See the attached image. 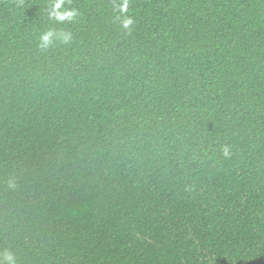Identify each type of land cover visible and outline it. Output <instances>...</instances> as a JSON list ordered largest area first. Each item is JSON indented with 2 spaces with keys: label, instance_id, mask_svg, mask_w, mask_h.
Here are the masks:
<instances>
[{
  "label": "trees",
  "instance_id": "obj_1",
  "mask_svg": "<svg viewBox=\"0 0 264 264\" xmlns=\"http://www.w3.org/2000/svg\"><path fill=\"white\" fill-rule=\"evenodd\" d=\"M55 2L0 0V260L264 264V0Z\"/></svg>",
  "mask_w": 264,
  "mask_h": 264
},
{
  "label": "clouds",
  "instance_id": "obj_2",
  "mask_svg": "<svg viewBox=\"0 0 264 264\" xmlns=\"http://www.w3.org/2000/svg\"><path fill=\"white\" fill-rule=\"evenodd\" d=\"M63 3L64 0H56V2L52 5V16L60 23H63L66 20H72L76 16L75 10L61 11ZM122 10L127 11V3L122 5ZM132 24L133 20L131 18H127L123 21V28L129 29V31H131L130 26ZM53 37H56V39H59L60 42L64 44H67L72 40L71 33L61 31L59 34H57L54 30H49L40 36L38 47L41 50H47L48 48L52 47L54 44ZM223 156L225 158H229L231 156V152L227 146L223 148ZM10 186L13 185L10 184ZM5 261L7 264H15L14 256L7 251L4 253L3 260H0V264H5Z\"/></svg>",
  "mask_w": 264,
  "mask_h": 264
}]
</instances>
